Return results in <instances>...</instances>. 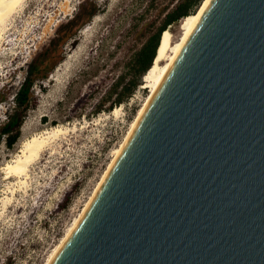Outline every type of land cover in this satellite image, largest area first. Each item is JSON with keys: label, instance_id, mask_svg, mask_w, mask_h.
Listing matches in <instances>:
<instances>
[{"label": "water", "instance_id": "water-1", "mask_svg": "<svg viewBox=\"0 0 264 264\" xmlns=\"http://www.w3.org/2000/svg\"><path fill=\"white\" fill-rule=\"evenodd\" d=\"M54 264H264V0H211Z\"/></svg>", "mask_w": 264, "mask_h": 264}, {"label": "rangeland", "instance_id": "rangeland-1", "mask_svg": "<svg viewBox=\"0 0 264 264\" xmlns=\"http://www.w3.org/2000/svg\"><path fill=\"white\" fill-rule=\"evenodd\" d=\"M80 1L26 0L8 19L0 41V125L13 107L29 62L48 46L57 26L72 16ZM95 1L100 5L97 13L66 42L48 76L35 80L36 103L25 114L16 143L7 147L0 140V199L10 197L3 211L0 202V264L52 262L150 95L145 77L119 105L111 104L109 88L128 73L134 53L179 0ZM189 17L169 27L173 41ZM52 127L61 131L30 166L25 184L2 170L23 140ZM69 190L67 206H59Z\"/></svg>", "mask_w": 264, "mask_h": 264}, {"label": "trees", "instance_id": "trees-1", "mask_svg": "<svg viewBox=\"0 0 264 264\" xmlns=\"http://www.w3.org/2000/svg\"><path fill=\"white\" fill-rule=\"evenodd\" d=\"M202 2L203 0H179L168 9L160 26L132 56L128 65V73L119 75L109 88V98L114 96L111 104L123 103L138 85L144 83V77L154 66L166 29L178 23L182 18L196 13ZM99 6L95 0L80 1L72 16L57 26L48 46L38 52L29 62L24 79L13 97V107L6 121L0 125V140L3 138L7 147H12L18 140L23 118L36 103L33 93L35 80L48 76L49 71L59 62L63 46L68 40L74 38L78 30L97 13ZM100 108L102 105L96 111L99 112ZM70 194L71 190L64 195L59 206H67Z\"/></svg>", "mask_w": 264, "mask_h": 264}, {"label": "bare ground", "instance_id": "bare-ground-1", "mask_svg": "<svg viewBox=\"0 0 264 264\" xmlns=\"http://www.w3.org/2000/svg\"><path fill=\"white\" fill-rule=\"evenodd\" d=\"M26 0H0V41L3 39V34L7 29V21L8 19L17 11H19L24 2ZM211 0H203L201 5L199 6L196 13L191 15L186 23L183 26L182 32L179 36L177 41H173L172 38V31L169 28L166 29L163 35L162 43L158 51L157 58L155 60L154 66L147 72L146 78V87L150 89V95L147 98V101L139 115L134 122L132 129L127 136L123 145L118 148L115 152V158L111 164V167L104 177L102 182L100 183L98 189L96 190L95 194L93 195L91 201L85 207L83 213L79 220L75 223V225L71 228L70 233L68 236L63 240L59 250L53 257V260L50 264H54L58 259L61 251L68 243L70 238L73 236L89 210L91 206L97 199L99 193L102 191L110 173L114 169L116 163L122 156L123 152L125 151L126 146L130 142L132 136L134 135L135 131L137 130L145 112L147 111L148 107L150 106L156 92L160 88L163 80L165 79L166 75L168 74L169 70L171 69L172 65L174 64L175 60L177 59L178 55L182 51L183 47L185 46L186 42L188 41L189 37L193 33L199 19L201 18L202 14L204 13L206 7L210 3ZM171 25V24H170ZM171 27V26H170ZM119 107L114 108V113L117 112ZM61 129L59 127H52L51 129H46L41 132L35 133L29 138L23 140L14 156L2 166V170L9 176H16L20 184L26 183V178L28 177V171L30 166L34 163L35 160L39 158L42 151L48 146L49 142L55 138ZM12 191V190H11ZM10 197L3 196L0 199L3 211L8 204Z\"/></svg>", "mask_w": 264, "mask_h": 264}]
</instances>
